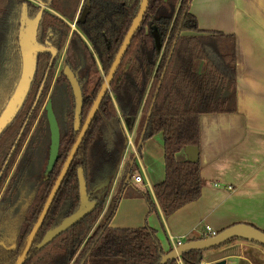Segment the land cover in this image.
<instances>
[{
  "label": "trees",
  "instance_id": "1",
  "mask_svg": "<svg viewBox=\"0 0 264 264\" xmlns=\"http://www.w3.org/2000/svg\"><path fill=\"white\" fill-rule=\"evenodd\" d=\"M190 1L149 0L142 22L75 152L23 264H161L165 250L154 228L148 224L133 228L109 225L124 185L128 188L127 196L144 197L149 212L155 210L149 192L133 187L126 180L127 173L133 170L132 166L123 172L109 206L104 209L126 143L123 123L131 129L142 113L143 124L153 98L143 140L156 133L163 136L165 178L154 186V193L164 216L198 199L201 194L203 179L199 161H180L176 157L186 145L198 146L200 116L236 112L234 38L230 34L201 30L197 18L189 10ZM44 2L53 7L61 5L59 1ZM79 2L68 0L66 11H75ZM140 2L90 0L85 22L77 23L78 30L90 43L98 59L79 32L75 31L74 36L78 40L74 39L69 45L67 64L72 69V61L78 58L76 55L82 58L80 79L85 86L82 88L81 123L85 121L109 72ZM23 3V0H0V113L21 73L18 27ZM36 12H30V16ZM46 17L55 26L58 18ZM154 29L160 34L161 50L156 48L152 34ZM64 37L63 34L61 39ZM37 59L34 78L24 104L0 136V189L12 167L17 143L10 161L3 168L4 162L48 68L47 54H39ZM53 72L51 66L46 81H50ZM57 82L67 85V106L59 125V155L53 169L44 178L49 147L45 114L33 131L0 199V264H15L79 133V129L74 128L75 105L71 85L63 72ZM48 86V83L44 85L18 142L25 137L33 116L44 101ZM38 150L42 156H38L41 162H36L32 171L31 164ZM80 167L84 171L89 199L96 201L95 208L49 244L37 249V244L48 230L79 209L77 172ZM103 182L107 184L101 191H94ZM181 259L183 264H199L203 256L201 251H188L182 254ZM165 264L177 262L169 260Z\"/></svg>",
  "mask_w": 264,
  "mask_h": 264
},
{
  "label": "crops",
  "instance_id": "2",
  "mask_svg": "<svg viewBox=\"0 0 264 264\" xmlns=\"http://www.w3.org/2000/svg\"><path fill=\"white\" fill-rule=\"evenodd\" d=\"M189 10L201 30L234 38L236 112L200 116L201 194L169 216L162 213L152 188L164 176L162 133L143 141L139 149L140 121L130 130L125 128L131 143L120 170L135 162L133 175L141 174L143 182L130 184L149 192L155 210L149 212L143 198L127 196L125 188L110 221L128 228L147 223L156 229L165 252L172 248L175 237H204L206 226L218 232L248 223L264 231V0H191ZM176 157L182 161L186 154L181 150ZM255 243L230 240L203 251L202 261L264 264V246ZM177 262L183 264L181 258Z\"/></svg>",
  "mask_w": 264,
  "mask_h": 264
},
{
  "label": "water",
  "instance_id": "3",
  "mask_svg": "<svg viewBox=\"0 0 264 264\" xmlns=\"http://www.w3.org/2000/svg\"><path fill=\"white\" fill-rule=\"evenodd\" d=\"M149 4V0H141L139 10L135 17H133L131 25L122 41V44L112 62V65L109 69L108 74L104 77L103 83L101 85V88L94 99V102L88 112V115L81 124L80 121V113L83 105V98H82V92L81 87L79 85V82L77 81V78L75 77L73 71L70 69L69 66H65L64 68V74L68 78L73 95H74V128L79 129L78 136L64 162V165L57 176L55 183L46 199V202L42 208V211L40 215L37 218V221L33 225L32 229L30 230L25 246L21 252V254L18 256L15 264H23L25 259L28 256L29 250L33 245L34 237L41 226L49 208L50 205L58 191V188L60 187L62 180L74 158L75 152L81 143L86 130L88 129L89 125L91 124L93 117L96 113V111L99 108L100 103L102 102L103 98L109 91L111 82L114 78V75L116 74L120 63L122 62L124 55L133 39V36L135 35L137 29L139 28L142 19L145 15V12L147 10ZM90 0H86L85 6L82 9L81 15L78 19V22L83 23L86 19V16L89 13L90 9ZM41 17V11L38 13L37 17L34 19H30L27 16V10L26 6L23 5V9L21 11V18H20V29H19V46H20V52H21V61H22V68L20 77L16 83V86L13 90V93L11 94L10 98L7 100L1 114H0V134L3 132V130L14 120L17 113L21 109L31 86V83L34 78L36 65H37V55L39 52H43L46 50V48L42 45H40L36 40V31L37 26L39 23ZM153 38L155 41V45L157 50L161 49L162 43L159 32L154 29L153 32ZM154 102L151 103V106L149 108V112L147 114V117L145 121L142 124L141 131L139 133V142H138V148L143 144V134L146 128L148 115L150 114V111L152 109ZM46 110V119L49 129V147H48V155H47V161L46 166L44 170V178H47L48 174L51 172V170L54 167V164L58 158V151H59V145H60V129L59 124L55 115V112L52 107V102L49 99L45 105ZM159 134V133H156ZM155 134V135H156ZM153 135V136H155ZM152 136V137H153ZM150 137V138H152ZM163 140V136H162ZM164 144V142H163ZM140 149V148H139ZM13 148L11 149L10 153L12 152ZM186 154V160H189L191 162H197L199 160V147L195 145H186L182 149ZM124 155V151L121 157V160L118 164V167L120 163L122 162V158ZM163 171L164 176L161 181L165 178V161H164V146H163ZM117 167V169H118ZM128 168V167H127ZM130 168V167H129ZM116 169V172H117ZM115 172V174H116ZM78 181H79V195H80V207L77 211L72 213L71 215L64 218L59 225L56 227L48 230L45 235L43 236L42 240L37 244V249H41L47 244H49L55 237H57L62 232L66 231L71 226L75 225L78 221H80L83 217H85L88 213H90L96 205V201L90 200L89 195L87 193V185L84 177V171L80 167L78 168ZM129 178V175L127 176ZM115 180V175L113 177V180L110 184L109 191L107 194V201L109 196L112 194L113 190V181ZM159 182H156L152 185L153 192H154V186ZM106 182L101 183L100 185L96 186L94 191L100 192L101 189L106 185ZM125 185L121 188L119 193V199L120 201L122 195L124 194L123 190L125 189ZM146 190V189H143ZM155 195V193H154ZM104 195L101 197L103 198ZM140 198L144 197L138 196ZM156 198V196H155ZM106 201V203H107ZM157 201V198H156ZM147 203V202H146ZM158 203V201H157ZM107 205V204H106ZM148 205V204H147ZM159 205V203H158ZM118 206V203H117ZM160 207V206H159ZM117 209V207H116ZM161 209V208H160ZM149 211V207H148ZM116 212V210H115ZM115 214V213H114ZM112 219V218H111ZM111 221V220H110ZM147 224V223H146ZM109 225L111 227H116L114 225H111L109 222ZM151 227V226H150ZM123 228V227H120ZM133 228V227H129ZM153 228V227H152ZM155 229V228H154ZM156 230V229H155ZM233 239H243L248 241H253L256 243H259L264 246V231L255 227L254 225L248 224V223H236L231 226H228L226 228H223L222 230L216 232L214 235H208L201 238H194V239H188L184 241L182 244L178 245L177 247H172L169 251L165 252L163 256L161 257L160 263L165 264L169 260H175L178 257H181L182 254L188 252V251H205L217 248L226 242L233 240ZM210 264H225V260H217Z\"/></svg>",
  "mask_w": 264,
  "mask_h": 264
},
{
  "label": "flooded vegetation",
  "instance_id": "4",
  "mask_svg": "<svg viewBox=\"0 0 264 264\" xmlns=\"http://www.w3.org/2000/svg\"><path fill=\"white\" fill-rule=\"evenodd\" d=\"M23 1H24V3L21 6L20 17H19L18 44H19L20 18H21V11L23 9V5L26 6L27 16L30 19L36 18L37 15H38V13L41 11V17H40V20H39V23H38V26H37V31H36V40L38 39L37 42L39 41L38 43L46 48L45 51L39 52L38 55L39 54H47V56H48V68H47V70H46V72L44 74L43 80L41 81V83L39 85V88L37 90V94H36L35 99L33 101V105L31 107L30 111L28 112V116L25 119V121L23 122V124H22V126H21V128L19 130V134H18L17 138L15 139L13 146L11 147V149L13 148V150L16 147V143H17V141H18V139H19L22 131L24 130V128H25V126L27 124V120H28L30 114L32 113L33 109L35 108V105L38 103V100H39V98L41 96V93H42V91L44 89V85L46 83L49 84V82H50V81H46V77L48 75V72H49L50 67L52 66V69H55L56 62L59 59L62 60V62H61V68H60L59 74L56 76L55 81H54V87L55 88L53 89L54 90L53 93H55V91H56V93H55L56 95H54V96H58V98L61 99V102L58 103V107L56 108V106H57L56 104L57 103H55V101H54L55 97L51 95V97L46 100V103H47V101L49 99L51 100L52 107H53V110L55 112V115H56V117L58 119L59 125L62 122L63 117H64V110L66 109V106H67V94H66V91H65V90H67V85L64 82H62V84L61 83H58L57 80H58L61 72L64 73L65 66H69V64H67V60L69 58V56H68V54H69L68 53L69 45L72 43V41L74 39L78 40V38L74 36V32L75 31H78L79 32V34L81 35L82 40L87 44V46L91 50V53L95 56V53H94V51H93L90 43L87 41V39L84 37V35L82 33H80V31L78 30V26H77L78 19H79L80 15H81V12H82L83 7L85 6L86 0H80V2L78 4L77 8L75 9V11H70V12H67L66 11V7L68 6V4H67L68 3V0H62V1H60V0H50V2H52V3H53V1H59L60 2L61 5L58 4V5L54 6V7L45 4V2H44L45 0H23ZM35 10H37V12L35 14L36 16L35 15L34 16H30V12L35 11ZM71 14H73V16L72 17H69ZM46 15H50V18L51 19L58 18V20L55 21V26H52L51 25L52 24V21L48 17H46ZM73 22H74V28H71V24ZM63 34L65 35V37L63 39H61L63 37ZM59 44H62V46L59 47ZM19 49H20V46H19ZM38 55H37V58H38ZM77 56H78V58H76ZM76 57L74 55V58H76V59H75V61H72V63H71L73 65V68L71 69V67L70 66L69 67L73 71V73H74L75 77L77 78V81L79 82V85H80V82L81 83L83 82V80L80 79L81 78V70H82L81 69L82 68V58L80 57L79 54L76 55ZM95 58H96V60H98L96 56H95ZM99 67H100V65H99ZM84 86H85V83L83 82L82 83V86L80 85L81 92H82V88ZM71 89H72V87H71ZM46 103L43 105V108H42L43 111L38 116L37 121L35 123V126H34V128L32 130V133L35 130V128L37 127V125H38L39 121L41 120L42 116H45V114H46V110H45ZM116 106H117V104H116ZM39 108H40V106H39ZM39 108H38V110H39ZM38 110L36 111V113H35L34 116L37 115ZM141 120H142V113L137 117V119L135 120V123L133 124V126H135L136 122H139V121L141 123L140 125L142 126ZM81 124H83V123H81ZM123 125H124V129L127 128L124 123H123ZM32 133L30 134V137L32 136ZM1 134H0V136H1ZM30 137H29V139H30ZM29 139H28V141H29ZM28 141L25 144V147H24V149L22 151L21 156L24 153V150H25V148L27 146ZM129 146H130V138L126 134V143H125V147H124V155H123V158H122V162H123V159H124L125 154H127V151L129 149ZM11 149H10V151H11ZM13 150H12V152H13ZM10 151H9V154L7 156L6 161L4 162L3 168L6 166V164L8 163V159L11 157L12 152L10 153ZM135 155H137V154H135ZM21 156H20V158H21ZM38 156H40V158L42 157L39 150L36 153L35 160L31 164V170L32 171L35 169L36 162H37V164H40L39 162H41L39 160L40 158L38 159ZM20 158L18 159L17 163L19 162ZM122 162L120 163V165H119V167L117 169V172L115 174V180L113 181V188H114V186H117L118 182H120V181H117L118 180L117 179L118 178V175H121L122 176L123 172L126 170V168L124 169V171H121L120 170L121 169V166H122ZM17 163L15 164V167L13 169V172H14V170L16 168ZM134 163L135 162H133V164H129V167L132 166L133 167V170H132V172L130 174L127 173L126 180L133 181L132 178L134 176L133 175L134 165H135ZM13 172H12V174H13ZM1 173H2V170L0 172V176H1ZM128 175H129V178L127 177ZM9 179H10V177H9ZM9 179L7 180V183L9 181ZM7 183H6V185H7ZM5 187L3 188V190L0 193V199L2 197V194L4 193ZM186 240H188V239H185V241ZM175 261L177 262L178 261V258H176ZM181 261H182V259H181ZM177 264H178V262H177Z\"/></svg>",
  "mask_w": 264,
  "mask_h": 264
},
{
  "label": "rangeland",
  "instance_id": "5",
  "mask_svg": "<svg viewBox=\"0 0 264 264\" xmlns=\"http://www.w3.org/2000/svg\"><path fill=\"white\" fill-rule=\"evenodd\" d=\"M71 28H74V22L71 24ZM61 62H62L61 59H59V60L56 62L55 69H54V72H53L52 78H51V80H50V82H49V86H48L49 88H48V91H47V93H46V95H45L44 101L40 104V108H39V110H38L37 115H36V116H33L32 121L30 122V127H29L28 131L25 132V135H24L25 137L21 140V142H18L19 139H18V141H17L18 149H17L16 154H15V156H14L12 167H10L9 172H8L6 178L4 179L3 183H2V187H1V189H0V193H1V191L3 190V188L6 186L7 180L9 179L10 175L12 174L13 169H14V167H15V164L17 163L18 159L20 158V156H21V154H22V151H23V149H24V147H25V144H26V142L28 141V139H29V137H30V134L32 133V130H33L34 126H35V123H36V121H37V118H38V116H39V115L42 113V111H43V110H42L43 105L46 103V100H47L48 98L51 97V95H52V96L56 95L55 93H53V91H54L53 89L55 88V87H54V81H55L56 76H57V75L59 74V72H60ZM54 97H55L54 101H55V103H57V104H56V105H57L56 108H57V107H58V103L61 102V99L58 98V96H54ZM57 110H58V109H57ZM21 135H22V133H21ZM21 135H20L19 138H21ZM12 153H13V152H12ZM11 155H12V154H11ZM10 159H11V157L8 159V162L10 161ZM118 184H119V182H118ZM116 189H117V187H116ZM116 189H115V191H116ZM110 200H112V198H110V199L108 198V201H107V202H109ZM106 204H108V203H106ZM109 204H110V203H109ZM106 206H107V205H105V209H106ZM105 209H104V210H105ZM241 240H243V239H241ZM245 241H248V240H245ZM254 243H255V242H254ZM255 244H259V243H255ZM259 245H260V246H263V245H261V244H259ZM255 252H256V253H255L254 255H259L257 251H255Z\"/></svg>",
  "mask_w": 264,
  "mask_h": 264
},
{
  "label": "built area",
  "instance_id": "6",
  "mask_svg": "<svg viewBox=\"0 0 264 264\" xmlns=\"http://www.w3.org/2000/svg\"><path fill=\"white\" fill-rule=\"evenodd\" d=\"M130 143H131V141H130ZM132 179L135 183H142L143 182V177L141 174L134 175ZM229 188H231V187H229ZM216 232L217 231L213 230L210 226H206L204 236L214 235V234H216ZM184 241H185V237H183V236L175 237L173 239L172 247H177L178 245L182 244ZM178 258H180V257H178ZM199 264H208V263L206 261H201Z\"/></svg>",
  "mask_w": 264,
  "mask_h": 264
}]
</instances>
